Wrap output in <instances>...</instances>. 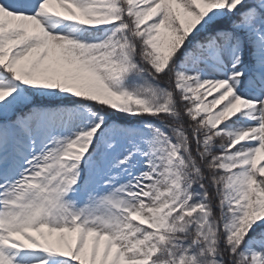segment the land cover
Returning a JSON list of instances; mask_svg holds the SVG:
<instances>
[{
    "label": "snow or ice",
    "instance_id": "obj_1",
    "mask_svg": "<svg viewBox=\"0 0 264 264\" xmlns=\"http://www.w3.org/2000/svg\"><path fill=\"white\" fill-rule=\"evenodd\" d=\"M0 264H264V0H0Z\"/></svg>",
    "mask_w": 264,
    "mask_h": 264
}]
</instances>
